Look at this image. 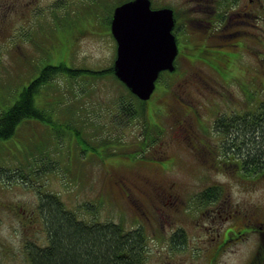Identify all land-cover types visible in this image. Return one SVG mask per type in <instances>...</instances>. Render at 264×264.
<instances>
[{
    "label": "rangeland",
    "instance_id": "1",
    "mask_svg": "<svg viewBox=\"0 0 264 264\" xmlns=\"http://www.w3.org/2000/svg\"><path fill=\"white\" fill-rule=\"evenodd\" d=\"M118 1L76 0L70 7L69 0H40L42 32L32 31L38 18L31 23L25 10L22 17L8 18L0 31V114L47 65L64 62L93 72L113 66L116 43L106 20ZM154 2L155 8L174 7L186 28L196 32H187L181 47L203 42L228 56L232 60L226 69L233 78L178 57V74L159 79L149 100L150 120L163 137L141 159L129 155L143 148L138 136L147 113L132 121L119 113L120 101H135L116 78L87 72L74 78L55 76L35 96L49 120H26L15 139L0 140V264H32L31 245L48 244L44 215L37 214L40 191L57 195L77 220L144 231L145 264H247L254 255L259 236L249 232L222 248L215 260L211 257L216 233L227 226L220 225L227 216H219L218 205L227 204L234 217L229 228L236 232L248 230L243 224L249 208L262 209L264 222V175L246 176L235 165L222 164L229 159L224 151L234 134L223 135L215 125L252 108L255 99L248 101L246 90L264 97V0H238L235 7L223 9L222 23L213 0ZM0 9L7 11L1 2ZM237 41L243 46H233ZM198 141L206 143L207 152L197 153ZM154 156L169 160L157 162ZM160 186H173L174 196ZM211 187L219 191L216 200H198ZM169 204L176 209L161 206ZM182 231L184 244L175 237Z\"/></svg>",
    "mask_w": 264,
    "mask_h": 264
},
{
    "label": "trees",
    "instance_id": "2",
    "mask_svg": "<svg viewBox=\"0 0 264 264\" xmlns=\"http://www.w3.org/2000/svg\"><path fill=\"white\" fill-rule=\"evenodd\" d=\"M35 0H0L1 3L6 5L7 11L0 13L3 15L0 16V31L5 28V21L10 19L11 16H16L21 13L27 12L29 20L31 21L34 18H38L37 27L32 31L42 32L45 27L40 26L41 20L40 16L42 15V9L39 8V2H34ZM76 0H69L70 7L71 3H74ZM131 0H119L112 8V12L109 10L107 15L108 29L110 30L112 15L114 9L118 6L129 2ZM152 3V8H155L154 0H150ZM218 1V2H217ZM238 0H216L215 3H218L217 12L218 19L222 23L224 21L226 14L223 12L224 8L235 7ZM157 2V1H156ZM167 3V2H164ZM118 5V6H117ZM171 5L161 6V8H172L175 13V18L178 22V28L175 32L177 37V42L179 46V58L182 57L183 60L189 63L201 62L204 65L208 66L216 73L222 76V78H233L230 76V70L228 71L227 65L231 64V61L228 56L224 54H219L215 49L209 48L205 43L200 42L194 45H182L181 41L185 39L187 32L196 33L192 29H187L184 22H181L179 14L174 7ZM157 9V8H155ZM70 10V9H69ZM57 8L54 10L52 16L57 18ZM223 12V13H222ZM215 13V14H216ZM22 17V16H19ZM247 17V16H245ZM54 21V19H53ZM52 21V23H53ZM5 22V23H4ZM4 23V24H3ZM21 28H24V25H21ZM207 28V27H206ZM26 32V30H24ZM226 36V35H225ZM231 37H235V34H231ZM224 36H222L223 38ZM210 38V35H208ZM212 38V37H211ZM218 37V43L219 39ZM225 39V37L223 38ZM222 39V41H223ZM241 43L236 42L233 46H239ZM220 46V45H219ZM243 45L241 44V47ZM183 48V49H182ZM184 50V51H183ZM193 54L194 57H190L189 54ZM177 57L175 61V72H163L160 75V79L165 78L166 75L175 76L178 74V67L180 66L179 58ZM232 60V59H231ZM84 72L89 73L93 77H102L104 75L110 74L124 87L125 91L133 98L135 102H125L120 101L118 111L120 114L126 115L130 121L138 119L139 117H145L147 113V121L144 124L143 131L138 136L143 143V148L138 152V155H129L133 158H144L143 151L146 148L152 146L156 141L160 140L163 137L162 130L158 124L153 123L150 120V101H142L138 99L131 91L125 86L124 83L120 82L115 76L114 67L111 66L101 71L93 72L92 70L78 69L68 67L64 62L57 65H47L36 77L35 80L30 82V84L25 87L20 93L19 98L8 110L0 114V140H10L15 139V135L18 129V126L26 120H39V121H48L49 117L45 111L39 109L35 103V96L39 93L40 89L52 82L53 78L57 75H66L71 78L79 77ZM165 74V75H163ZM95 77V78H96ZM196 75L194 76V78ZM193 78V79H194ZM160 83L158 81L157 85ZM187 85H184V87ZM264 87V86H263ZM157 91V87H156ZM155 91V93H156ZM158 91H162L158 88ZM260 91V90H259ZM255 94V91H253ZM132 95H131V94ZM248 101H254L251 103L252 108H248L243 114H236L235 117H231L229 122H225L222 118L218 119L216 122L215 128L218 132H222L223 135H232L234 138L231 139V143L228 144V151H224L228 160H223L222 164L235 165L238 170L242 171L246 176L248 175H264V97L256 98V94L252 93V90L248 89L245 91ZM124 97H121L119 100H124ZM257 99V100H256ZM135 105H138L136 107ZM256 105V108H255ZM238 121V122H237ZM178 129H182L180 126ZM154 132V133H153ZM235 135H237L235 137ZM15 136V137H14ZM185 136H183L184 138ZM183 138L180 141H183ZM241 138V139H240ZM194 143V142H193ZM196 143V142H195ZM159 144V143H158ZM155 145V144H154ZM199 145V147H198ZM158 146V145H157ZM199 148L198 154H202V151L205 150V144L198 141L197 145ZM203 147V149L201 147ZM105 147H110L109 144H106ZM208 148V146L206 147ZM225 149V147L223 148ZM238 149V150H237ZM241 149V150H240ZM203 151V153H205ZM155 153L157 154V147H155ZM157 162L167 161L166 158H157L154 156ZM163 159V160H162ZM224 165V166H225ZM162 167V166H161ZM7 177V176H6ZM19 177L26 178L23 173L19 172ZM9 179V177H7ZM163 190L164 187H161ZM174 190V188H173ZM171 191L172 196H174V191ZM39 195V209L37 214L41 212L44 215L45 225H47L48 232V244L45 246H38L33 248L35 245H31L29 254L31 256L32 264H145L146 254H147V236L144 231L141 229L127 230L125 226L121 224H100V223H85L84 221L77 220L75 215L70 213L69 210L65 208V205L59 200L58 196L43 193ZM128 193V192H127ZM219 191L216 188H209L205 192L201 193L197 199L198 200H209L218 197ZM45 204V205H44ZM170 205V204H169ZM227 205V204H225ZM220 206H217L216 212L220 216ZM43 208L46 210V214L43 213ZM176 209V207H175ZM173 209V210H175ZM261 210L259 207H254L252 210L249 208V213L246 215L251 217L258 216L261 220ZM142 213L146 215L145 209L142 210ZM171 211V210H170ZM220 212V213H219ZM147 216V215H146ZM46 217V218H45ZM253 217V218H254ZM251 227H247V233L252 230L256 232L259 236L258 246L254 255L248 260L247 264H264V222L258 225L250 223ZM245 225L243 224V227ZM241 232V230H240ZM245 234V232H241ZM239 235V234H238ZM179 238V242L182 244L186 241V234L184 231L176 233V236ZM239 236L233 237L232 240L221 242L222 246L217 248L214 252H211L215 260L216 256H220L222 248L226 247L232 241H236ZM183 240V241H182ZM206 263V261H205Z\"/></svg>",
    "mask_w": 264,
    "mask_h": 264
},
{
    "label": "water",
    "instance_id": "3",
    "mask_svg": "<svg viewBox=\"0 0 264 264\" xmlns=\"http://www.w3.org/2000/svg\"><path fill=\"white\" fill-rule=\"evenodd\" d=\"M171 8L155 10L150 0H131L118 6L111 33L117 44L114 73L142 101H148L164 71L175 72L179 54Z\"/></svg>",
    "mask_w": 264,
    "mask_h": 264
},
{
    "label": "flooded vegetation",
    "instance_id": "4",
    "mask_svg": "<svg viewBox=\"0 0 264 264\" xmlns=\"http://www.w3.org/2000/svg\"><path fill=\"white\" fill-rule=\"evenodd\" d=\"M40 0H35L34 2H39ZM191 1H199L200 3H203V2H206V1H209V0H191ZM216 0H213V2H215ZM250 3H253L252 2V0H250ZM245 14H246V12H245ZM247 14H249V13H247ZM20 15V14H19ZM177 28H178V22H177V24H176V28H175V31H174V33L176 32V30H177ZM173 190V186H168V187H166V188H163V190L162 191H164V192H166L169 196H170V194H171V191ZM172 196V195H171ZM165 210H173V209H175V205H161ZM220 212H222V213H224L227 217H225L224 219H221L222 221H223V223L222 224H220V225H227L226 226V228L224 229V230H220V231H218L217 233H216V235H215V237L218 239V243H216L213 247L215 248V250L217 249V248H219V247H221L222 246V244H221V242L222 241H224L223 242V244H225V242L227 241H230V240H232L233 239V237H236V236H243V235H245V234H247V232H245V234H241V232H240V230L238 231V232H236L234 229H230L229 228V225L231 224V221L233 220V218L234 217H232L231 215H230V213H229V207L228 206H226V205H221L220 206ZM219 212V213H220ZM229 214V215H228ZM254 217V216H253ZM251 217V216H245L244 218H245V223H244V225L246 226V227H251V224L250 223H253V224H256V225H258V224H260L261 223V220H260V218L258 217V216H256V217ZM259 221V222H258ZM229 223V224H228ZM219 225V226H220ZM219 226H217L216 228H218ZM216 228H215V230H216ZM252 228V227H251ZM251 232H254L253 230L251 231ZM249 233V232H248ZM239 234V235H238ZM238 240V239H237ZM178 264V263H177Z\"/></svg>",
    "mask_w": 264,
    "mask_h": 264
},
{
    "label": "bare ground",
    "instance_id": "5",
    "mask_svg": "<svg viewBox=\"0 0 264 264\" xmlns=\"http://www.w3.org/2000/svg\"><path fill=\"white\" fill-rule=\"evenodd\" d=\"M4 179H5V177H4Z\"/></svg>",
    "mask_w": 264,
    "mask_h": 264
}]
</instances>
